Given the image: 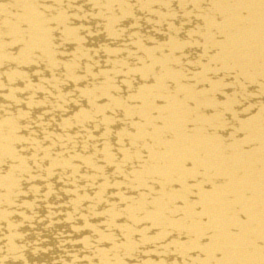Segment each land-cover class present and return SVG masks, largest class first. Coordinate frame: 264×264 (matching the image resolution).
Listing matches in <instances>:
<instances>
[{"label": "bare ground", "instance_id": "6f19581e", "mask_svg": "<svg viewBox=\"0 0 264 264\" xmlns=\"http://www.w3.org/2000/svg\"><path fill=\"white\" fill-rule=\"evenodd\" d=\"M0 264H264V0H0Z\"/></svg>", "mask_w": 264, "mask_h": 264}]
</instances>
